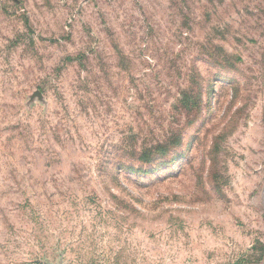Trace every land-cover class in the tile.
Instances as JSON below:
<instances>
[{
	"label": "rangeland",
	"instance_id": "obj_1",
	"mask_svg": "<svg viewBox=\"0 0 264 264\" xmlns=\"http://www.w3.org/2000/svg\"><path fill=\"white\" fill-rule=\"evenodd\" d=\"M0 264H264V0H0Z\"/></svg>",
	"mask_w": 264,
	"mask_h": 264
},
{
	"label": "trees",
	"instance_id": "obj_2",
	"mask_svg": "<svg viewBox=\"0 0 264 264\" xmlns=\"http://www.w3.org/2000/svg\"><path fill=\"white\" fill-rule=\"evenodd\" d=\"M162 150H163V149H162ZM144 154H145V155H149V153H147V152H145ZM148 158H149V157H148Z\"/></svg>",
	"mask_w": 264,
	"mask_h": 264
},
{
	"label": "water",
	"instance_id": "obj_3",
	"mask_svg": "<svg viewBox=\"0 0 264 264\" xmlns=\"http://www.w3.org/2000/svg\"><path fill=\"white\" fill-rule=\"evenodd\" d=\"M38 94H39V95H41V93H40V92H38Z\"/></svg>",
	"mask_w": 264,
	"mask_h": 264
}]
</instances>
